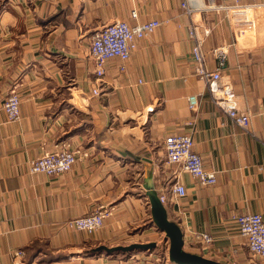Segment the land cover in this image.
Returning <instances> with one entry per match:
<instances>
[{"label":"crops","instance_id":"crops-1","mask_svg":"<svg viewBox=\"0 0 264 264\" xmlns=\"http://www.w3.org/2000/svg\"><path fill=\"white\" fill-rule=\"evenodd\" d=\"M184 1L198 9L194 21L211 30L203 52L214 68L210 51L228 44L230 31L224 13L200 9L232 0H0V264H13L17 251L23 264H175L164 257L170 241L157 226L158 212L180 229L186 253L264 264L235 222L247 213L264 220V15L252 40L229 48L222 73L238 110L249 115L243 130L194 75ZM153 19L160 26L138 41L123 72L118 59L108 62L94 95L93 33L114 21ZM13 84L20 118L9 122L2 101ZM176 134L192 137L204 168L217 176L202 186L180 171V198L168 193L177 168L165 163L162 147ZM62 145L77 152L71 171L29 173V161ZM96 207L108 212L97 232L67 226ZM201 233L212 242L195 238ZM146 243L155 248L96 252Z\"/></svg>","mask_w":264,"mask_h":264},{"label":"built area","instance_id":"built-area-1","mask_svg":"<svg viewBox=\"0 0 264 264\" xmlns=\"http://www.w3.org/2000/svg\"><path fill=\"white\" fill-rule=\"evenodd\" d=\"M249 0H232L229 5L215 6L207 4L200 9L203 13H224L230 31L231 41L226 45L213 47L210 55L215 62L211 68L203 52V44L210 35L211 30L204 24H199L192 18L198 10L187 1L181 3L184 16L188 19V34L192 42L191 56L194 75L202 81L208 89L214 105L221 110L232 122L243 130H248L249 115L239 111L236 96L231 85L223 79V71L228 62L229 48L236 45L241 38L252 40L258 28L260 15H264V4L245 2ZM132 17H136L132 13ZM160 21L149 20L140 25L130 26L125 21H114L96 30L90 40L89 53L94 64L96 87L94 95H100L104 83L103 77L107 64L112 59H118L120 72L125 70V64L131 54L136 50L138 41L151 35L159 26ZM189 101L190 109H195L197 102ZM20 98L17 93V84L9 87L3 101L2 110L9 122L18 121L20 118ZM193 139L189 134L169 135L164 138L162 147L165 154V163L175 165L177 172L174 174V183L168 193L176 197L185 196V188L177 182L180 171L188 173L202 186H212L217 182L214 171L206 170L199 154L194 150ZM77 152L70 150L65 145L54 151L44 153L40 157L29 161L28 171L31 174H43L47 177L63 175L73 168ZM162 203L166 202V195L160 197ZM108 212L103 207H96L90 213L68 221L71 229L87 234L97 232L102 228ZM235 222L241 237L250 254L258 259H264V220L260 214H240L235 217ZM195 238L208 245L212 242L210 235L201 233ZM166 250H164V255ZM22 252L14 253L13 264H23L20 260ZM166 260L168 259L167 256Z\"/></svg>","mask_w":264,"mask_h":264},{"label":"water","instance_id":"water-1","mask_svg":"<svg viewBox=\"0 0 264 264\" xmlns=\"http://www.w3.org/2000/svg\"><path fill=\"white\" fill-rule=\"evenodd\" d=\"M157 226L163 231L166 237L170 241L169 250H168V259L169 261L175 264H223L220 262L213 261L211 259H207L201 255H195L186 253L183 251V234L176 226L170 223L166 216L163 213H159L156 216ZM155 248L154 243H146V244H131L128 246H118L113 248H107L105 246H101L96 249V252H121V253H129L133 251H146Z\"/></svg>","mask_w":264,"mask_h":264}]
</instances>
